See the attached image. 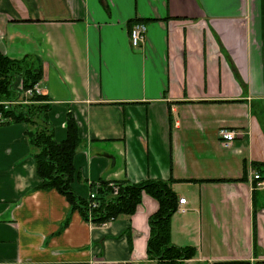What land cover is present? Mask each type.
<instances>
[{"label": "crops", "instance_id": "1", "mask_svg": "<svg viewBox=\"0 0 264 264\" xmlns=\"http://www.w3.org/2000/svg\"><path fill=\"white\" fill-rule=\"evenodd\" d=\"M136 21L147 30L133 48ZM0 49L40 63L56 141L68 113L77 123L78 196L99 181L169 182L185 199L170 242L195 249L188 264H264V189L251 180H264V0H0ZM222 128L239 133L230 146ZM27 129L0 124V264H155L157 202L86 222L34 189Z\"/></svg>", "mask_w": 264, "mask_h": 264}, {"label": "trees", "instance_id": "2", "mask_svg": "<svg viewBox=\"0 0 264 264\" xmlns=\"http://www.w3.org/2000/svg\"><path fill=\"white\" fill-rule=\"evenodd\" d=\"M27 60L9 59L0 49V115L6 119L3 124L25 123L28 127L26 135L35 150L33 161L40 179L34 189L56 190L67 199L71 211H77L86 222L93 225L133 215L143 195H148L158 204L157 211L148 219V259L155 264H188L195 255V249L176 247L170 242V218L177 212L178 201L168 187L169 182L144 181L134 184L123 179L91 183L90 190L95 193L94 201L98 203L97 207L91 208L89 199L78 196L71 187L77 176L73 158L81 139L77 123L70 113L66 119V136L62 141H56L48 121L50 105L46 95H33L29 104H16L5 109L3 102L18 101L19 94L15 90L18 79L22 80L24 89H30L41 81L40 63L35 60L31 64ZM252 165L257 170L259 164ZM89 214L91 220L88 219ZM68 221L69 217L63 227L67 226Z\"/></svg>", "mask_w": 264, "mask_h": 264}, {"label": "built area", "instance_id": "3", "mask_svg": "<svg viewBox=\"0 0 264 264\" xmlns=\"http://www.w3.org/2000/svg\"><path fill=\"white\" fill-rule=\"evenodd\" d=\"M146 30L147 29L144 23L140 21H136L132 23V26L129 30V39H130V44L133 48L138 47L144 42L145 36H146ZM15 90L19 94L18 101L9 100V101L3 102L2 104L4 105L5 109L13 105H16V104H21V105L29 104L30 103L29 99L33 95H43L42 89L40 87V82L35 84L30 89H24L22 85V80L18 79ZM5 122H6V119H4L0 115V124H3ZM218 136L223 146L227 147V146H230L232 141L239 136V133L234 130L222 128L219 130ZM251 180L255 181V186H254L255 189L257 190L264 189V180L261 179V177L258 174H253L251 176ZM95 186H97V184H95ZM94 198H95V193H92L91 190L89 189L87 199H89V202H90L89 207L91 208H95L98 205V203L94 201ZM182 204H185L184 198L178 200V205H182ZM88 219L91 220L90 214H89Z\"/></svg>", "mask_w": 264, "mask_h": 264}]
</instances>
